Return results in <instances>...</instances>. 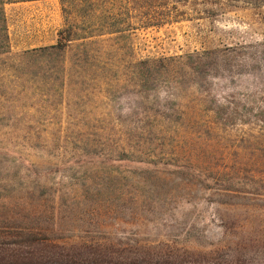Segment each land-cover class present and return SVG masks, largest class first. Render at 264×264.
Returning <instances> with one entry per match:
<instances>
[{
    "label": "rangeland",
    "instance_id": "1",
    "mask_svg": "<svg viewBox=\"0 0 264 264\" xmlns=\"http://www.w3.org/2000/svg\"><path fill=\"white\" fill-rule=\"evenodd\" d=\"M115 2L122 31L63 52L39 49L61 0L4 4L0 254L49 240L110 264H264V3Z\"/></svg>",
    "mask_w": 264,
    "mask_h": 264
},
{
    "label": "trees",
    "instance_id": "2",
    "mask_svg": "<svg viewBox=\"0 0 264 264\" xmlns=\"http://www.w3.org/2000/svg\"><path fill=\"white\" fill-rule=\"evenodd\" d=\"M12 0H0V53L9 50V36L6 23V15L4 10V4ZM121 8L128 13L130 3L135 0H115ZM203 2H212L213 0H202ZM253 5L263 4L264 0H242ZM62 9L64 12L65 23L59 30L60 37L56 43L48 46L39 47V49H52L57 51H65L72 41L82 38L83 44L96 42L102 40L100 38L88 39L90 36H99L101 34H109L112 32L122 31L128 22L125 20H119L117 18L118 12L107 9L105 6L108 3H113V0H61ZM99 6V8H98ZM109 10V11H108ZM212 10H208L201 14L211 15ZM154 15V16H153ZM156 14H149L142 16L140 21L142 25L153 24L156 18ZM173 13L164 15V21H173L175 19ZM87 38V39H85ZM37 50V49H34ZM216 49H204L201 51H195L197 55L198 64L188 65V69L191 72L196 71V67L201 68L200 62L208 54L214 52ZM193 54V53H192ZM191 55V54H189ZM219 106H221L219 104ZM226 109L227 121L235 119L234 111L238 109L237 106ZM221 108L225 110V107ZM30 249L18 252V249H13L0 254V264H100V262L106 261L112 263L113 260L120 259L121 256L115 255L114 252L107 249V247L101 245L86 244L79 247V251H73V249H66L63 251V246L58 245L53 241H38L33 246H28ZM72 248V247H71ZM15 251V252H14ZM73 251V252H72ZM7 256V258L5 257ZM124 259V258H123ZM4 260V263H3Z\"/></svg>",
    "mask_w": 264,
    "mask_h": 264
}]
</instances>
